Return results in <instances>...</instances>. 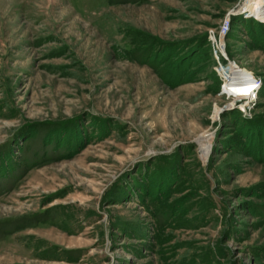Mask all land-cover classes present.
Instances as JSON below:
<instances>
[{"label": "rangeland", "instance_id": "rangeland-1", "mask_svg": "<svg viewBox=\"0 0 264 264\" xmlns=\"http://www.w3.org/2000/svg\"><path fill=\"white\" fill-rule=\"evenodd\" d=\"M251 2L0 0V264H264Z\"/></svg>", "mask_w": 264, "mask_h": 264}, {"label": "bare ground", "instance_id": "bare-ground-1", "mask_svg": "<svg viewBox=\"0 0 264 264\" xmlns=\"http://www.w3.org/2000/svg\"><path fill=\"white\" fill-rule=\"evenodd\" d=\"M251 12L253 14H257L258 17H262L264 19V5L261 3L260 0H252L251 5ZM238 68L236 66H230L228 71L231 73H238ZM244 73V70H241ZM245 73L248 74L245 70ZM240 74V73H239ZM239 76L241 78L232 79V81L225 83L224 89L227 92L233 93L235 97H233V102L236 103L238 101H246L248 102L250 99H253L256 88L254 87L253 78L248 77L247 75ZM232 75V74H231ZM236 76V75H235ZM228 87H230L228 89ZM209 143L207 142L206 138H201L199 141L200 150L202 152H207L209 149ZM208 153V152H207Z\"/></svg>", "mask_w": 264, "mask_h": 264}, {"label": "built area", "instance_id": "built-area-1", "mask_svg": "<svg viewBox=\"0 0 264 264\" xmlns=\"http://www.w3.org/2000/svg\"><path fill=\"white\" fill-rule=\"evenodd\" d=\"M229 25H230L229 20L228 19H225L221 23V26H220L219 31L217 33L218 35H216L214 31H210V33H209L208 38H209V41H210V45H211V49H212V54H213V56L215 58H218L219 56H224V54H223V52H224L223 51L224 50V45H223V42H222V38H223V35L228 30ZM219 77H220V80H221V85H220V88L221 89L220 90L223 93H225L227 97H230V98L235 97L233 93L223 91V87H224L225 83L232 81V79L235 80V79H238V78H241V77L233 76V75H231L229 73V71L226 72V73L220 74ZM253 81H254V87H257L256 88V91H257V89L260 86V81L259 80H256L255 78H253ZM229 88L230 87H228V89ZM256 91H255V93H256ZM254 96H255V94H254Z\"/></svg>", "mask_w": 264, "mask_h": 264}]
</instances>
